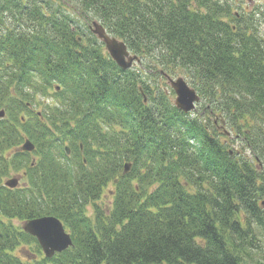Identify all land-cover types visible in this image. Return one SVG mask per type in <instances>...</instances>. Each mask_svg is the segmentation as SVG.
<instances>
[{
	"label": "trees",
	"instance_id": "obj_1",
	"mask_svg": "<svg viewBox=\"0 0 264 264\" xmlns=\"http://www.w3.org/2000/svg\"><path fill=\"white\" fill-rule=\"evenodd\" d=\"M236 5L0 0V264H250L264 227V37L257 9ZM91 14L139 68L81 34ZM180 70L200 95L194 116L167 83ZM26 138L35 149L15 151ZM47 215L73 239L53 257L13 223Z\"/></svg>",
	"mask_w": 264,
	"mask_h": 264
},
{
	"label": "water",
	"instance_id": "obj_2",
	"mask_svg": "<svg viewBox=\"0 0 264 264\" xmlns=\"http://www.w3.org/2000/svg\"><path fill=\"white\" fill-rule=\"evenodd\" d=\"M91 29L105 44L112 59L122 69H129L134 62L140 61V57L137 54H132L123 40L108 33L101 22L94 21ZM168 79L177 94L175 106L185 113L194 110L200 101L197 90L190 86L182 76L177 78L168 76ZM4 115L5 111L0 110V117ZM34 148V143L30 139H26L19 150L32 151ZM67 152H69V147H67ZM129 168L130 164L127 163L125 170H129ZM18 181V178L9 179L6 181V185L14 188L17 187ZM23 230L37 238L46 257H53L56 253L62 252L73 245L71 234L66 230L63 222L53 215L26 220L23 224Z\"/></svg>",
	"mask_w": 264,
	"mask_h": 264
},
{
	"label": "rangeland",
	"instance_id": "obj_3",
	"mask_svg": "<svg viewBox=\"0 0 264 264\" xmlns=\"http://www.w3.org/2000/svg\"><path fill=\"white\" fill-rule=\"evenodd\" d=\"M236 10L240 11L241 8H253V9H257V11L260 13V24L258 25L259 27V31L260 33L263 35L264 37V0H236ZM263 13V14H261ZM94 21H99L101 22L98 17H96L95 15L91 14L88 17H85V19L83 17L79 18V21L77 22V25L80 27L81 30V34L84 36L87 35H96L92 29H91V25H93ZM98 38V37H97ZM105 47V45H104ZM106 49V47H105ZM107 51V50H106ZM133 53V52H132ZM135 68H139L140 64L139 62H134L133 66ZM131 67V68H132ZM130 69V68H129ZM149 75V74H148ZM179 76H183L188 83L192 86V80H191V76L185 71V70H180L177 74L173 75V78H177ZM150 81H156L157 78L155 76H150L149 77ZM155 83V82H154ZM167 83H169L168 85L170 86V81L167 79ZM171 87V86H170ZM175 99V96H174ZM41 108V106H39L37 109L39 110ZM199 107H197V109H199ZM35 109V108H34ZM1 110V109H0ZM198 112V110H193L190 115L194 116L196 113ZM220 115L219 113H217L216 115L212 116V120L216 121L218 127L221 129V131L223 130V124L221 123L220 120ZM3 118H0V121H2ZM225 126L229 129L228 125L225 124ZM227 130V129H226ZM233 148L235 149H241V141L240 140H235L232 144ZM244 151V150H243ZM249 150H246V152ZM248 153V152H247ZM250 154V153H249ZM22 171H12L8 176L4 177V180L8 179L9 177H12L14 175H17L18 173L21 174ZM24 179H22L23 181ZM114 189V185L113 183H109L108 186H106L104 188L103 194L101 199L98 201L99 203L103 204L106 208L109 207V204L111 202V197H112V191ZM87 212L91 215L92 214V208L91 206L87 207ZM13 223L15 225H19L22 226L23 222L20 220H13ZM257 245L258 247H256L252 253V259L251 261H248V263L250 264H254L256 261H264V227H260L258 228V241H257ZM32 249L29 247H24V246H20L19 248H17L14 251V254L20 256L21 258H29V257H33L32 255ZM37 255L35 254V257Z\"/></svg>",
	"mask_w": 264,
	"mask_h": 264
},
{
	"label": "bare ground",
	"instance_id": "obj_4",
	"mask_svg": "<svg viewBox=\"0 0 264 264\" xmlns=\"http://www.w3.org/2000/svg\"><path fill=\"white\" fill-rule=\"evenodd\" d=\"M127 70V69H126ZM174 104H175V101H174ZM182 111V110H181ZM19 148H20V145L18 146V147H16L14 150L15 151H25V150H19ZM28 152V151H27ZM19 175L17 174V175H14V176H12V177H9V179H13V178H18L19 179V177H18ZM4 185L6 186V187H8V188H12V187H10V186H8V185H6V183H4Z\"/></svg>",
	"mask_w": 264,
	"mask_h": 264
},
{
	"label": "flooded vegetation",
	"instance_id": "obj_5",
	"mask_svg": "<svg viewBox=\"0 0 264 264\" xmlns=\"http://www.w3.org/2000/svg\"><path fill=\"white\" fill-rule=\"evenodd\" d=\"M20 171H22L21 172V174L20 173H18V177H24L25 175H26V170H24V169H22V170H20ZM22 181V180H21Z\"/></svg>",
	"mask_w": 264,
	"mask_h": 264
}]
</instances>
